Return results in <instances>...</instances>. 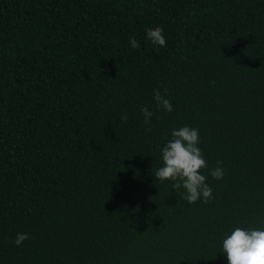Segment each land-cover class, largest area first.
Masks as SVG:
<instances>
[{
  "label": "trees",
  "instance_id": "trees-1",
  "mask_svg": "<svg viewBox=\"0 0 264 264\" xmlns=\"http://www.w3.org/2000/svg\"><path fill=\"white\" fill-rule=\"evenodd\" d=\"M183 126L209 203L155 179ZM236 227H264V0H0V264H228Z\"/></svg>",
  "mask_w": 264,
  "mask_h": 264
},
{
  "label": "clouds",
  "instance_id": "clouds-1",
  "mask_svg": "<svg viewBox=\"0 0 264 264\" xmlns=\"http://www.w3.org/2000/svg\"><path fill=\"white\" fill-rule=\"evenodd\" d=\"M146 39L162 48L166 46V40L161 27L145 30ZM131 48L140 47L138 41L133 37L129 41ZM167 89L163 93L158 86L153 90V99L157 110L162 109L165 113L173 111L172 104L167 98ZM143 115V124L149 125L154 115L148 105L140 109ZM122 122H127L128 117L122 114ZM151 131L149 127L147 129ZM171 139L161 148L162 166L156 171L155 179L164 182L171 181L172 188L176 191L183 189L182 198L189 204L197 201L209 203L214 200L212 189L208 185L207 177L202 170L207 168V161L204 159L199 148V130L188 126L173 129ZM213 179H223L224 170L222 161H217V167L209 174ZM29 237L26 233H17L14 244L20 247ZM221 252L226 256L228 264H264V227L241 228L236 227L230 235L222 240Z\"/></svg>",
  "mask_w": 264,
  "mask_h": 264
}]
</instances>
